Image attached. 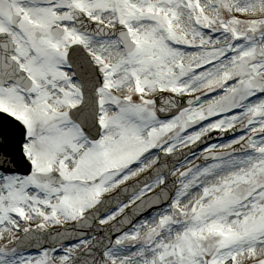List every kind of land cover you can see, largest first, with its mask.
<instances>
[{"label": "snow or ice", "instance_id": "snow-or-ice-1", "mask_svg": "<svg viewBox=\"0 0 264 264\" xmlns=\"http://www.w3.org/2000/svg\"><path fill=\"white\" fill-rule=\"evenodd\" d=\"M0 264H264V0H0Z\"/></svg>", "mask_w": 264, "mask_h": 264}]
</instances>
